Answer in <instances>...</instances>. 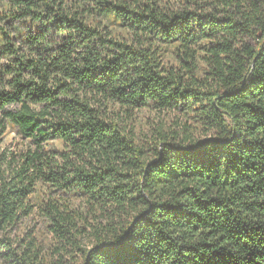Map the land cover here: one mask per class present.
Instances as JSON below:
<instances>
[{
    "label": "trees",
    "instance_id": "trees-1",
    "mask_svg": "<svg viewBox=\"0 0 264 264\" xmlns=\"http://www.w3.org/2000/svg\"><path fill=\"white\" fill-rule=\"evenodd\" d=\"M0 2V264H264V0Z\"/></svg>",
    "mask_w": 264,
    "mask_h": 264
},
{
    "label": "rangeland",
    "instance_id": "rangeland-1",
    "mask_svg": "<svg viewBox=\"0 0 264 264\" xmlns=\"http://www.w3.org/2000/svg\"><path fill=\"white\" fill-rule=\"evenodd\" d=\"M173 61L174 60L171 59L172 63ZM2 62L3 59H0V63ZM176 118L178 119V121H181L182 123L184 122V119L182 118L181 114H179V112L177 111L156 113L151 109H143L134 114V120L136 125L135 130L138 133L139 138H143L145 134L150 136V134L154 132V129L159 125H162L164 129H168L170 127L173 128L175 126ZM2 139V144L8 149L17 151L18 149L25 150L26 148H28V144L25 139L19 135L16 127L13 126V124L11 123L7 124V129L4 135L2 136ZM50 144L55 147H60V143L57 141H52L50 142ZM37 189L38 190L34 194H32L29 199L31 204L34 205L33 212L27 218H23L21 222L18 223L16 228L13 230L12 235L16 239H19L24 238L29 234H32L33 237L36 239L38 246L43 251V254L48 256L53 246L55 245L56 239L51 236L47 227L48 222L42 217V215L38 211L39 205L42 203V200L47 198V191L42 187H39ZM59 194L60 196L67 199L70 202V205L71 201L72 203L79 202V200L73 199L70 196H65L61 193ZM55 197H57V195ZM84 243L90 245L87 239L84 240Z\"/></svg>",
    "mask_w": 264,
    "mask_h": 264
}]
</instances>
